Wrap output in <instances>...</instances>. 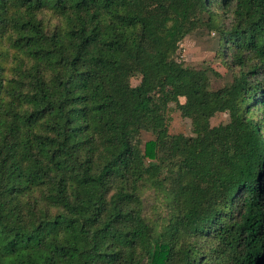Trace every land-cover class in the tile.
Returning a JSON list of instances; mask_svg holds the SVG:
<instances>
[{"label":"trees","instance_id":"1","mask_svg":"<svg viewBox=\"0 0 264 264\" xmlns=\"http://www.w3.org/2000/svg\"><path fill=\"white\" fill-rule=\"evenodd\" d=\"M0 264H264V0H0Z\"/></svg>","mask_w":264,"mask_h":264},{"label":"rangeland","instance_id":"2","mask_svg":"<svg viewBox=\"0 0 264 264\" xmlns=\"http://www.w3.org/2000/svg\"><path fill=\"white\" fill-rule=\"evenodd\" d=\"M217 35L209 32L204 27H199L191 33L187 34L180 42L176 53L178 60L184 65L195 68L207 69L212 88H218L228 83L232 79V70L220 59L214 57V50ZM138 82L137 77L131 78V83ZM184 98L180 97L179 102H183ZM165 117L168 131L171 134L192 135L191 121L189 118L181 115L178 106L174 102L168 103L165 110ZM228 120L227 113H218L212 119V124L226 122ZM151 132H142L140 136L141 148L144 143L153 139ZM143 209L144 214L148 217L167 219L170 209L164 203L162 197L153 187H146L143 190Z\"/></svg>","mask_w":264,"mask_h":264}]
</instances>
